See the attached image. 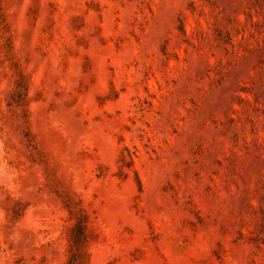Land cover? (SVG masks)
Instances as JSON below:
<instances>
[{"label": "rangeland", "instance_id": "obj_1", "mask_svg": "<svg viewBox=\"0 0 264 264\" xmlns=\"http://www.w3.org/2000/svg\"><path fill=\"white\" fill-rule=\"evenodd\" d=\"M0 264H264V0H0Z\"/></svg>", "mask_w": 264, "mask_h": 264}]
</instances>
